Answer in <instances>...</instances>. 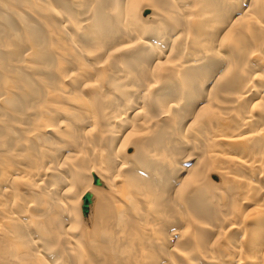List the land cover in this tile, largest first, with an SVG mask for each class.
<instances>
[{
  "label": "bare ground",
  "instance_id": "6f19581e",
  "mask_svg": "<svg viewBox=\"0 0 264 264\" xmlns=\"http://www.w3.org/2000/svg\"><path fill=\"white\" fill-rule=\"evenodd\" d=\"M0 264H264V0H0Z\"/></svg>",
  "mask_w": 264,
  "mask_h": 264
},
{
  "label": "rangeland",
  "instance_id": "374dc122",
  "mask_svg": "<svg viewBox=\"0 0 264 264\" xmlns=\"http://www.w3.org/2000/svg\"><path fill=\"white\" fill-rule=\"evenodd\" d=\"M151 13V10H149V9H146L145 11H144V13L143 14H141L142 15V17H145V16H147V15H149ZM103 173H105V171H103ZM102 173V174H103ZM210 176V181L212 180L214 183H219V180H218V178H216V176H214V175H209ZM213 176V177H212ZM211 177H212V179H211ZM104 178V177H103ZM105 179V178H104ZM107 179H105V180H103L104 181V183L105 184H107V181H106ZM211 181V182H212ZM216 181V182H215ZM92 185L94 186V184L92 183ZM20 187H22L21 189H20V187H18V190L17 191H21V192H23V189H24V186L23 185H19ZM95 187V186H94ZM97 188V187H96ZM103 189H104V187H103ZM105 189H106V187H105ZM16 192V191H15ZM18 195H19V193H17ZM22 194V193H21ZM83 214V213H82ZM81 214V215H82ZM88 219H90V216L89 215H87L86 216ZM69 228V230H70V232H69V234L70 235H73V234H76V232H78V229H77V227H76V225H73L72 226V228L70 229V227H68ZM38 239H35V242L37 241ZM34 247H36V243H34V246H33V248L32 249H34Z\"/></svg>",
  "mask_w": 264,
  "mask_h": 264
},
{
  "label": "water",
  "instance_id": "95a60500",
  "mask_svg": "<svg viewBox=\"0 0 264 264\" xmlns=\"http://www.w3.org/2000/svg\"><path fill=\"white\" fill-rule=\"evenodd\" d=\"M94 184H99V179L97 176H94ZM92 195L89 192H86L82 197L81 211L83 215L88 213L89 204L91 202Z\"/></svg>",
  "mask_w": 264,
  "mask_h": 264
}]
</instances>
